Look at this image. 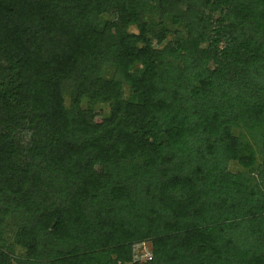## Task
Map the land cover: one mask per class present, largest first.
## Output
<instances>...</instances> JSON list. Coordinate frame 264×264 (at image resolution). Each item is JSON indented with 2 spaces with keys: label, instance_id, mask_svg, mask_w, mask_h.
I'll return each instance as SVG.
<instances>
[{
  "label": "trees",
  "instance_id": "obj_1",
  "mask_svg": "<svg viewBox=\"0 0 264 264\" xmlns=\"http://www.w3.org/2000/svg\"><path fill=\"white\" fill-rule=\"evenodd\" d=\"M0 264H264V0H0Z\"/></svg>",
  "mask_w": 264,
  "mask_h": 264
},
{
  "label": "rangeland",
  "instance_id": "obj_2",
  "mask_svg": "<svg viewBox=\"0 0 264 264\" xmlns=\"http://www.w3.org/2000/svg\"><path fill=\"white\" fill-rule=\"evenodd\" d=\"M143 12L145 14L146 20L149 19L148 13L150 10V4L146 3L142 5ZM128 31L130 32H135V29L133 27L129 28ZM106 113V106L102 104L101 101H98L94 108V115H95V120L99 121L103 118V116ZM139 258V257H138Z\"/></svg>",
  "mask_w": 264,
  "mask_h": 264
},
{
  "label": "built area",
  "instance_id": "obj_3",
  "mask_svg": "<svg viewBox=\"0 0 264 264\" xmlns=\"http://www.w3.org/2000/svg\"><path fill=\"white\" fill-rule=\"evenodd\" d=\"M132 254L134 256V260L142 262L149 257V248L145 244L137 245L133 248Z\"/></svg>",
  "mask_w": 264,
  "mask_h": 264
}]
</instances>
